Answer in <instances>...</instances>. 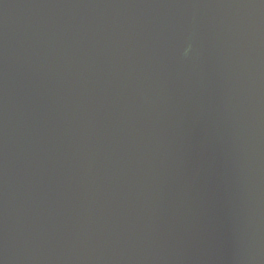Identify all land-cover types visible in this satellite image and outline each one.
Masks as SVG:
<instances>
[{
    "label": "water",
    "instance_id": "obj_1",
    "mask_svg": "<svg viewBox=\"0 0 264 264\" xmlns=\"http://www.w3.org/2000/svg\"><path fill=\"white\" fill-rule=\"evenodd\" d=\"M0 264H264V0H0Z\"/></svg>",
    "mask_w": 264,
    "mask_h": 264
}]
</instances>
